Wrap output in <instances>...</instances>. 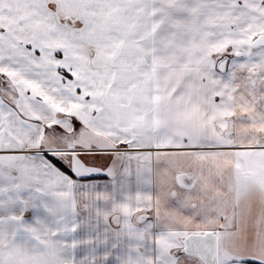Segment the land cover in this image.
I'll list each match as a JSON object with an SVG mask.
<instances>
[{
    "label": "snow or ice",
    "instance_id": "snow-or-ice-1",
    "mask_svg": "<svg viewBox=\"0 0 264 264\" xmlns=\"http://www.w3.org/2000/svg\"><path fill=\"white\" fill-rule=\"evenodd\" d=\"M0 264H264V0H0Z\"/></svg>",
    "mask_w": 264,
    "mask_h": 264
},
{
    "label": "crops",
    "instance_id": "crops-1",
    "mask_svg": "<svg viewBox=\"0 0 264 264\" xmlns=\"http://www.w3.org/2000/svg\"><path fill=\"white\" fill-rule=\"evenodd\" d=\"M101 179H106V178H103V177H102Z\"/></svg>",
    "mask_w": 264,
    "mask_h": 264
}]
</instances>
